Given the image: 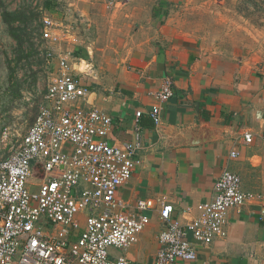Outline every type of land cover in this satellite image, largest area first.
Segmentation results:
<instances>
[{
    "label": "crops",
    "instance_id": "crops-1",
    "mask_svg": "<svg viewBox=\"0 0 264 264\" xmlns=\"http://www.w3.org/2000/svg\"><path fill=\"white\" fill-rule=\"evenodd\" d=\"M103 1L91 16L90 6L83 8L78 21L85 30L105 25L103 30L113 31L109 44L118 55L108 54L105 38L85 42L76 31L61 49L91 66L87 106L112 115L107 139L121 143L140 133L141 163L117 194L126 211H135L139 199H153L156 205L139 242L119 255L134 264H156L158 234L166 225L159 199L173 204V219L191 221L197 205L212 198L224 169L240 175L243 191L264 194V66L214 45L202 27L183 18L182 8L193 0H132L115 7ZM207 8L211 11L212 2ZM168 78L174 94L163 103V119L156 125L150 115L153 92ZM201 127L220 134L196 145L176 144L178 131ZM246 132L254 134L251 143L245 141ZM233 151L238 155L232 156ZM259 208L257 202L231 208L224 238L200 246L197 259L173 264H264ZM80 219L85 226L83 214Z\"/></svg>",
    "mask_w": 264,
    "mask_h": 264
},
{
    "label": "built area",
    "instance_id": "built-area-1",
    "mask_svg": "<svg viewBox=\"0 0 264 264\" xmlns=\"http://www.w3.org/2000/svg\"><path fill=\"white\" fill-rule=\"evenodd\" d=\"M105 1L115 7L132 0ZM42 23L45 56L57 64L27 132L3 131V141L16 143L0 158V264H134L112 249L137 244L156 205L153 199H139L135 211H126L117 194L141 163L140 133L121 143L107 139L112 115L87 106L91 66L61 49L72 37L73 25L49 14ZM83 62L86 69L77 68ZM173 94L171 78L153 92L150 115L156 125ZM244 138L251 143L254 134L246 132ZM253 202L260 204L258 215L264 221V194L243 191L240 175L228 169L191 221L173 219V204L159 199L166 225L158 234L156 264L197 259L200 246L227 235L230 209Z\"/></svg>",
    "mask_w": 264,
    "mask_h": 264
},
{
    "label": "rangeland",
    "instance_id": "rangeland-1",
    "mask_svg": "<svg viewBox=\"0 0 264 264\" xmlns=\"http://www.w3.org/2000/svg\"><path fill=\"white\" fill-rule=\"evenodd\" d=\"M44 1L0 0V158L16 143L15 139L9 143L3 141L4 129L9 127L10 133L21 135L27 132L39 111L48 81L56 68V60L49 62L44 52L47 45L42 36L44 15H53L58 21L71 23L73 30L82 35L85 42L105 38L108 54L118 55L109 44L114 36L113 31L103 30L105 25L101 30L94 31L91 27L85 30L84 24L78 21L83 8L87 7L88 10L90 6L91 16L92 10L101 6L103 0H54L51 9L44 7ZM210 2L211 11L207 8ZM201 3H204V7H197ZM4 8H23L31 15L32 20H28L25 29L20 31L24 33L22 45L18 44L3 21ZM182 12L183 18H187L194 28H203L201 32L214 45L219 44L231 54L233 52L254 59V64L264 66V0H193L188 7L182 8ZM90 64L95 67L97 65L93 59ZM86 67L82 65V69ZM117 252L120 254L124 250L117 249Z\"/></svg>",
    "mask_w": 264,
    "mask_h": 264
},
{
    "label": "trees",
    "instance_id": "trees-1",
    "mask_svg": "<svg viewBox=\"0 0 264 264\" xmlns=\"http://www.w3.org/2000/svg\"><path fill=\"white\" fill-rule=\"evenodd\" d=\"M53 2L54 0H45L44 7L47 9H51ZM2 18L3 21L8 25L9 31L12 36H14V38L17 40L18 44L22 45L24 40V33H21L20 31L25 29L24 27L28 20H32L31 15H29L28 11L23 8L15 10H8L4 8L2 11ZM16 24H18V26L15 27Z\"/></svg>",
    "mask_w": 264,
    "mask_h": 264
},
{
    "label": "water",
    "instance_id": "water-1",
    "mask_svg": "<svg viewBox=\"0 0 264 264\" xmlns=\"http://www.w3.org/2000/svg\"><path fill=\"white\" fill-rule=\"evenodd\" d=\"M178 134L176 138V142H177L176 144L183 143V144L196 145L216 139L220 134V131L216 129L201 127L198 130L191 129V130L178 131Z\"/></svg>",
    "mask_w": 264,
    "mask_h": 264
}]
</instances>
